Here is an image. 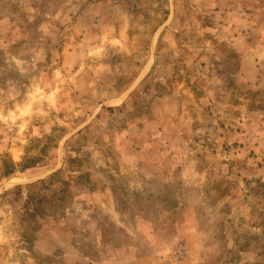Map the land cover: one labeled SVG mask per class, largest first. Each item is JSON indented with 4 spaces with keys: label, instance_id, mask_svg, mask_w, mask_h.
Masks as SVG:
<instances>
[{
    "label": "rangeland",
    "instance_id": "obj_1",
    "mask_svg": "<svg viewBox=\"0 0 264 264\" xmlns=\"http://www.w3.org/2000/svg\"><path fill=\"white\" fill-rule=\"evenodd\" d=\"M0 264H264V0H0Z\"/></svg>",
    "mask_w": 264,
    "mask_h": 264
}]
</instances>
